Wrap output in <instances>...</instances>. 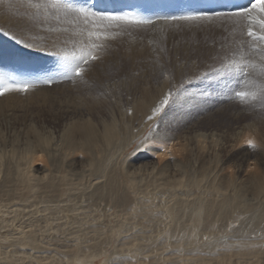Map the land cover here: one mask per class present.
I'll return each instance as SVG.
<instances>
[{"label":"bare ground","instance_id":"bare-ground-1","mask_svg":"<svg viewBox=\"0 0 264 264\" xmlns=\"http://www.w3.org/2000/svg\"><path fill=\"white\" fill-rule=\"evenodd\" d=\"M12 1L0 0V28L19 38L23 46L32 45L27 48L35 54L71 52L79 46L80 40L87 39L86 36L81 37L78 34V27L70 25L67 21L48 19V22L43 17L39 22H35L36 9L31 7L32 3L25 1L26 9L22 11L21 7L15 6L16 3ZM196 2L199 4L201 0ZM224 2L227 3L228 0ZM219 22L206 23L203 27L209 26L213 31H217ZM230 23L228 22L229 26ZM150 28L148 34L141 37L132 35L123 41L120 38L122 35L119 34L103 43H112L110 50L113 55L121 54L127 58L130 55L135 57L136 53H144L142 59H152L154 56H162L165 49L168 54L176 53L178 46L175 40L186 42V50L192 48V42L199 45L198 38L194 36H198L204 29L200 25L181 23H157ZM235 37L234 34V39ZM237 38L239 41L240 36ZM150 39L154 41L151 44V41L146 42ZM232 41L230 49L234 52L238 42L233 39ZM71 46L74 48H70ZM107 53L99 50L101 58L93 63L83 81L78 80L75 84L56 83L50 87L40 85L27 92H8L0 96V244L8 243L22 247L37 242L36 224L34 229L14 232L8 213L18 217L20 213L26 212L28 207L41 205L39 203L42 201H60L64 204L63 202L68 201L67 198L73 196L90 201L97 197L115 195V201L121 208V213L116 212L114 215L116 222H119L117 228L109 226L107 220L101 219L105 216H99V213H91L93 216L90 219L83 206L80 208L84 211L74 208L75 213L69 216L75 224L72 230L74 249L71 253L72 260H69L71 264H96V261L106 254L107 259L104 257L106 260L102 264H110L114 259L121 263L124 261V264H264V226L260 225L264 208L260 212H253L264 205V151L259 148L260 151L257 152L261 162H252L251 152L246 151L231 171L226 168V161L232 153L231 148L243 142L246 135L244 136L243 131L230 132L229 128V131H225L221 123L226 120L234 124L244 114L237 117L230 112L232 115H218V120L215 116L200 120L201 123L206 122L205 126H202L208 128L206 131H202L197 122L195 125L200 126L199 129L195 126L185 127L186 124L166 126L162 123V114L154 121H149L148 116L165 96V85L146 86L130 108L117 115L106 116L98 112L94 105H84L87 107L85 112L78 111L79 106H82L81 102L73 100L69 101L70 104H64L59 100L58 93H69L74 85L88 84L91 77H96L91 75L93 68L100 69L101 72H105L103 68L108 71L111 63ZM184 55L186 64L188 57ZM51 56L58 71L62 70L63 61L55 55ZM201 60L191 62V68L198 70L197 67L199 64L202 66L204 58ZM130 62L134 66L136 61L132 59ZM118 63L114 61L112 66H119ZM0 66L7 65L2 62ZM21 70L22 68H19L18 72ZM25 74L22 72L21 77H25ZM16 101L41 103L44 105V114L30 120L29 115L22 112L23 109L19 111L17 109L20 107L13 105ZM234 102V108L242 107L247 118L256 112L253 108L259 106L257 104L252 107ZM69 115L80 117L62 127L61 118ZM126 122L130 123L131 134L128 135L122 132ZM263 126L264 121H261V124L255 121L248 126L252 138L258 142L264 137ZM153 141L164 144V150H160L161 153L155 152L152 156L156 158L154 161L145 162L144 157L131 158L132 155H125L129 147L137 144L138 148H142ZM21 147L23 148L20 151ZM39 153L44 154L48 161L42 169L33 166ZM12 158H16L13 166L10 163ZM113 164H120L119 185L116 184L118 178L114 176ZM13 182L15 183L12 186ZM248 183L252 184L250 191L247 188ZM116 185L117 188L119 186V191ZM14 191L15 194L10 197ZM13 199L15 202L11 204ZM41 207L35 209L41 210ZM61 209L65 210L62 207ZM47 210L49 209L46 208ZM253 214V221L251 218L247 221L244 219V216ZM83 216H87V221L80 220ZM50 225L53 230V224ZM200 235L205 236L209 244L206 250L200 251L201 248H197L200 245ZM222 238H225L224 241ZM162 241L168 245L166 248L172 247L180 259L166 256L163 250L161 261H157ZM147 243L149 244L146 246ZM158 245V250H155ZM8 247L10 248V245ZM148 247L151 250L147 249ZM18 249L21 250L19 247ZM21 254L27 258L25 251L22 250L19 255ZM14 259L13 254H5L0 250V264H13Z\"/></svg>","mask_w":264,"mask_h":264},{"label":"rangeland","instance_id":"rangeland-1","mask_svg":"<svg viewBox=\"0 0 264 264\" xmlns=\"http://www.w3.org/2000/svg\"><path fill=\"white\" fill-rule=\"evenodd\" d=\"M25 1L29 3L44 2V0H13L12 2L16 3L15 6H20L22 11H24L26 9ZM69 2L73 4H77V5L94 7V9L98 11H105V12H111V13L132 12L141 17L150 18V19H155L157 17H162V16L183 14L186 11L193 10L189 6L194 7L198 5L196 0H116V1L115 0H87V1L86 0H82V1L81 0H69ZM52 11L53 10H49L50 16L52 14ZM40 12L41 13L39 16H37L36 14L37 17L34 20L35 22H39L40 19L42 20L43 10L41 9ZM50 19L53 20L52 18ZM48 22H50V20H48ZM157 23H164V22L158 21ZM69 24L74 27H77L74 24H71V23ZM206 25L207 24H204V26ZM200 26L201 28H204L203 24H201ZM217 26L219 28V29L218 28L216 29L218 32L213 31V29L208 26L202 29L200 33L198 34V36H194V38H198L197 40L200 46L197 43L192 42L191 44L192 48H190L189 50H186L185 48L186 47L185 45H187L186 42H183V41L180 42L178 40H175L176 45L178 46L176 53L168 54L165 49L162 52V56H154V57H151L152 59H146L148 57H146L145 59H142L144 53L142 54L136 53L135 57H132L130 55L127 58L121 54L113 55V52L110 50L111 49L110 45L112 43L107 42L108 43L106 45L107 49L104 47L102 48V51L108 52L107 56H108V59H110L111 68H109L108 71L105 70V68H103L105 72H101L100 69L93 68L91 71V75H96V77L94 78L91 77L88 84L84 85L83 83L80 85H74L71 92L69 93L68 92L58 93L57 95L60 98L59 100H61L64 104H70L69 101L72 102L73 100H75L76 102L77 101L81 102L82 106H79L78 111L85 112L87 107H85L84 105H88V106L94 105L96 109H98L97 110L98 112L106 116L107 114L117 115L119 112L121 114L123 110L129 109L132 102L135 100L136 97H138L141 94V91L144 88H146V86H149V87L161 86L162 87L163 85H165L164 88H167V90L166 92L164 91V94L166 95L169 91L175 92L176 89L180 88V85L183 84V88H180V91L177 93L174 101L171 102L169 107L166 108L165 112L162 113V116H161V119L163 120L162 123H164V125L166 126H169L171 124L178 125V126L186 124L185 127L190 128L191 126L193 127L195 126L199 129L203 125L205 126L206 124V122H202V123L199 122L200 120H206L213 116H215L216 120H218V115L223 114V113H229V115H232L230 112L235 114L237 117L238 115L244 114L234 124L230 123L229 121L227 122L226 120L222 121L221 123L223 130L225 131H229L227 130L229 128L231 129L230 132L243 131L245 132L244 136L246 135V138L243 142L237 143L236 145H234V148H231L232 153L229 154V159L226 161V164H227L226 168L231 171V169H233L235 164H238L239 159L246 151L251 152L250 159L252 162H261V157L257 155V152L260 151V149L264 151V137L261 142L259 141L261 145L260 149L259 150L257 149L255 151L251 150L248 147L247 141L249 139H253L252 133L249 132L248 126L251 124H254L255 121L259 122V124H261V121H264V107L259 105L253 108V110L256 112L252 116L247 118L245 115L246 112L245 113L243 112L242 107L234 108L235 100L229 99V97L234 96V91L238 90L239 88V85L237 83L238 78L234 74L218 75L216 73H212L211 75L206 76V77L202 76V74L205 71H207L210 66L220 68L222 64L229 62L233 55V51L230 49L232 47L231 46V43L233 42L232 39L234 40V42L236 43L238 42L237 37L239 33L233 30L235 26L232 23H230V26H229L228 22L220 21L219 24H217ZM150 30L151 28L149 26L146 28H139V29L131 28L123 32H120V30H118V32H120L119 36L122 35L123 37V38L120 37L121 40L124 41L125 40L124 38L128 39V36L129 37L132 35H137L140 37L144 36L148 34ZM234 34L236 35L235 39H234ZM19 40H20L19 38L15 37L14 35L13 36L9 35L8 33H6L5 30L0 28V59L2 60L3 64L7 65L5 67L0 66V72H1V76L3 79L15 78L16 80L36 81V80L47 78L61 71V70L58 71L57 66L54 64L55 61L51 55H48V54L44 55L45 53L35 54L33 51H31V49H28L24 47L21 43H18L17 41ZM200 40L202 41V44H200L201 42ZM146 42L147 43L150 42L149 44H151L154 41L150 39V40H146ZM6 45H8V47H6ZM207 46H214V47L210 48ZM70 48H74V46H71ZM140 50L143 52L142 49ZM176 54L178 57L176 56ZM184 54L187 55L188 60H189V61L188 60L186 61V64H185ZM176 58H177V63H175ZM132 59H135L136 61L134 63L135 64L134 66L130 64L131 63L130 60ZM201 59L204 61L202 66H200L199 64V67H197L198 70L196 71L193 70L191 68L193 67L192 63L194 61H198ZM114 61H118L119 66L116 64H113L112 66V62ZM2 62H0V65H2ZM19 68H22L20 73L18 72ZM96 69L98 71H96ZM22 72L23 74L26 73L25 75L27 77L25 75H24L25 77H21ZM36 101H29L25 103H19L20 101H16L14 102L15 104L13 105L19 106L20 108H18L17 110L21 111L23 109L22 112H25L26 114H28L30 117V120H33V119H36L35 117L39 116V114L43 115L45 111L44 105L41 103L37 104ZM39 101L41 102V99H39ZM22 106L24 107L22 108ZM57 112H59V110ZM79 117L80 115H77L76 118L73 115L72 116L69 115L65 118L62 117L60 121V125L62 127L67 126L71 121ZM196 122L199 123L201 127L195 125ZM48 123L50 124V121ZM229 124L232 126H229ZM262 128H264V126ZM207 129L208 128H204V127L201 128L202 131H206ZM122 132H125V135L131 134L129 122H126ZM147 132L149 133V131ZM151 143L147 146L145 145L144 147H142L143 149L138 148V145L135 144L134 146L129 147L125 155L128 154L127 156H129L130 154L132 155L131 158H136L138 156L144 157L145 162L154 161L156 158L152 156L155 155V152L161 153L160 150H164L163 148L164 144L163 143L161 144V142L158 143L154 141ZM159 146L160 148L161 147L162 148L160 149ZM22 148L23 147L19 148V150ZM39 155H41L42 157ZM43 155L44 154L42 153L38 154V158L37 160H35L33 164L35 168L42 169L48 164V161L46 160L47 159L46 156L45 155L43 156ZM15 161H16V158L15 160L13 159L10 162L12 163V166L14 165L13 163ZM119 166L120 164L118 165L113 164L114 168L112 167L113 169H115L114 176L115 177L117 176L118 178L117 183H116L117 185H119V182L121 181ZM14 183L15 182H13L11 185L13 186ZM117 185H116V188H117ZM14 188H15V185H14ZM247 188H248V191H250L252 188V184L248 183ZM118 189H119V186L117 188V191H119ZM117 191L115 190V193H117ZM14 194H15V191L10 195V197H12V195ZM70 198L69 199L67 198L68 201H66L67 203L63 202L64 204H62L60 201H57L54 203L48 202V201L47 202L42 201V203L45 204V207H44V204L42 203H39L41 205H38V206L35 205V207L34 206L28 207L29 209L26 208V210L28 209L27 211L29 210L30 211L20 213L18 217L17 216L15 217V215L12 213H8V216L11 219L10 222L11 221L13 222V223L11 222L12 223L11 225L13 227L14 232H17V230L18 231L20 230L27 231L28 229L31 230L37 226L36 227L37 233L35 235L36 237L35 240L37 242L35 244L25 245L22 247L21 245H18V247L21 248V250L18 249L16 245H11L8 243L6 244L2 243L3 245L0 244V247H2L0 248L1 251H3L5 254L7 253L13 254L15 258L13 261V264H20L24 259L25 260L21 264H24V263L26 264H44V263L45 264H71L69 260H72V256H73L71 255L74 249L72 248L74 245V242L72 241V238H73L72 230L75 227V224L72 222V219H69V216L71 217V215L75 213V209H78L79 211H81L82 209L80 208V206L84 207V210L87 212L86 215L87 216L89 215L88 218L90 219L92 218L93 215H91V213L93 212L94 214L99 213V216H105L103 217L104 219L103 218L101 219L104 221L107 220L106 223L109 226L111 225V227L117 228L118 226L117 223L119 224V222H116L115 220L116 218L114 215L116 214V212L117 214L121 213L119 211L121 210V208L119 207V204L115 201L117 199L115 195L114 196L108 195L106 196V198L97 197L95 198L96 200L94 199L90 201H87L86 199L78 198L75 196L70 197ZM92 201L94 203H92ZM14 202H15V199L11 201V204H13ZM36 207H41V210L40 208L35 209ZM61 207L65 209L64 211L66 213L61 209ZM46 208L49 210L46 211ZM262 208H264V205L256 209L253 212L254 213L260 212ZM106 211L110 214L108 213L106 214ZM0 213H1L0 216H2V212ZM58 213L59 215H57ZM41 215L43 218H41ZM254 215L255 214L251 216L246 215L244 216V219L247 221L249 218H251L252 219L251 221H253L255 218ZM60 216H62V218H60ZM87 216H83L81 219L80 218L79 219L80 220L83 219V221H87L88 219ZM12 217H13V220H12ZM59 220H60V223H59ZM16 222H17V225H16ZM18 222L20 223L18 224ZM29 223H31V225ZM51 223L53 224L54 232L51 229L52 227L50 225ZM261 223L262 224L260 225L264 226V215L261 218ZM56 224L59 227L60 226L61 227L59 228ZM15 228H18V229H15ZM62 232L63 234H61ZM68 234H69V237H68ZM198 238L200 240L198 242V245L199 244L200 245L197 248H201L200 251H202L203 249L206 250V248L208 249L209 244H207L208 242H206L205 236L200 235ZM224 239L225 238H222L221 240L224 241ZM148 244L149 243L145 245L147 246ZM9 245H10V248L8 247ZM165 246H168V245L164 241H162V243H160V247L158 245L156 247L157 249L155 248V250H158V247H159L158 258H156L157 261L161 259V254L163 250L164 252H166V253L163 252L166 256L169 255L174 259H178V258L180 259L179 255L175 253V250L172 247L166 248ZM108 247H110V245ZM5 249L9 250L10 252ZM147 249H150V247H148ZM22 250L25 251L27 258H29L28 261L26 260L27 259L26 257H22V254L19 255L20 253H22ZM152 250L154 251V248ZM104 257L107 259V254L104 255ZM104 257L103 256L100 257V259H98L100 261L97 260L96 264H102L103 261L106 260ZM18 261L20 263H18ZM177 261L178 260H176V262ZM106 263L108 264V262ZM112 263L113 264H118V263L124 264V261H122L121 263L114 259V262H111L110 264ZM167 264L169 263L167 262Z\"/></svg>","mask_w":264,"mask_h":264},{"label":"snow or ice","instance_id":"snow-or-ice-1","mask_svg":"<svg viewBox=\"0 0 264 264\" xmlns=\"http://www.w3.org/2000/svg\"><path fill=\"white\" fill-rule=\"evenodd\" d=\"M37 16L43 10L44 20L52 18L57 22L67 21L79 28V35L86 36L80 40L79 46L71 52H48L62 61V70L41 80L0 79V96L8 92H27L40 85L52 86L56 83L83 81L94 62L101 57L99 50L106 47L103 41L115 38L120 32L131 28H146L163 21L165 24L181 23L186 25L212 24L216 21L231 22L234 31L239 32L240 39L229 62L220 68L210 66L202 76L212 73L234 74L238 80V90L229 99L241 105L264 107V0H250L246 3H225L224 0H201L193 10L179 15L144 18L132 12L111 13L95 10L94 7L70 3L69 0H44L32 3ZM199 9V10H197ZM49 10H53L51 16ZM82 26V27H81ZM119 29L120 32H113ZM20 43V41H17ZM24 47H32L25 44ZM46 51L45 49H35ZM190 82V81H188ZM183 88V84L180 85ZM169 91L159 105L148 116L149 121L159 118L177 93ZM248 146L254 147V141L248 140Z\"/></svg>","mask_w":264,"mask_h":264},{"label":"clouds","instance_id":"clouds-1","mask_svg":"<svg viewBox=\"0 0 264 264\" xmlns=\"http://www.w3.org/2000/svg\"><path fill=\"white\" fill-rule=\"evenodd\" d=\"M252 141H254V147H249L251 150H253V151H255V150H257V149H259L260 147H261V145H260V143L259 142H257L256 140H254V139H251ZM248 142V141H247ZM247 145H248V143H247Z\"/></svg>","mask_w":264,"mask_h":264}]
</instances>
